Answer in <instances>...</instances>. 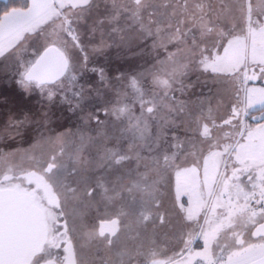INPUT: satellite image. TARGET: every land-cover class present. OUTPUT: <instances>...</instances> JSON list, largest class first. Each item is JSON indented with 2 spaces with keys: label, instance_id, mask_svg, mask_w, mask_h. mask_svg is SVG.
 Returning a JSON list of instances; mask_svg holds the SVG:
<instances>
[{
  "label": "snow or ice",
  "instance_id": "obj_1",
  "mask_svg": "<svg viewBox=\"0 0 264 264\" xmlns=\"http://www.w3.org/2000/svg\"><path fill=\"white\" fill-rule=\"evenodd\" d=\"M257 76L264 0H5L0 264H264Z\"/></svg>",
  "mask_w": 264,
  "mask_h": 264
},
{
  "label": "rangeland",
  "instance_id": "obj_2",
  "mask_svg": "<svg viewBox=\"0 0 264 264\" xmlns=\"http://www.w3.org/2000/svg\"><path fill=\"white\" fill-rule=\"evenodd\" d=\"M90 67H91V65H90ZM250 72H251V70H250ZM257 72H258V70H257ZM89 76H91V73H89ZM249 87H257V88L264 87V79H261V78H259V76H257V80L253 81V82H250L249 83ZM3 90H4L3 87H0V93H2ZM253 115H259V113L258 112H254ZM101 119H103V115L102 114H101ZM25 147H26V145H25ZM200 244L202 246V241L200 242Z\"/></svg>",
  "mask_w": 264,
  "mask_h": 264
},
{
  "label": "trees",
  "instance_id": "obj_3",
  "mask_svg": "<svg viewBox=\"0 0 264 264\" xmlns=\"http://www.w3.org/2000/svg\"><path fill=\"white\" fill-rule=\"evenodd\" d=\"M4 2H5V0H0V7L3 6Z\"/></svg>",
  "mask_w": 264,
  "mask_h": 264
}]
</instances>
